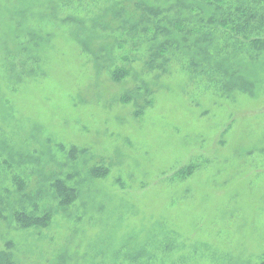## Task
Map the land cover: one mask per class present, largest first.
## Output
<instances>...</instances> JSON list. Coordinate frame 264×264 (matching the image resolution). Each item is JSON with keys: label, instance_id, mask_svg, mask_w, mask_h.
I'll use <instances>...</instances> for the list:
<instances>
[{"label": "rangeland", "instance_id": "374dc122", "mask_svg": "<svg viewBox=\"0 0 264 264\" xmlns=\"http://www.w3.org/2000/svg\"><path fill=\"white\" fill-rule=\"evenodd\" d=\"M127 1L0 0V252L263 264L264 52L230 31L254 0H133L159 14L135 33Z\"/></svg>", "mask_w": 264, "mask_h": 264}, {"label": "trees", "instance_id": "16d2710c", "mask_svg": "<svg viewBox=\"0 0 264 264\" xmlns=\"http://www.w3.org/2000/svg\"><path fill=\"white\" fill-rule=\"evenodd\" d=\"M125 4L129 5L127 8L128 15H126V21L130 27V30L135 33L138 31L141 23V19L144 15H150L153 17H158V11L154 8L153 10H148L146 6H139L133 3V0L125 2ZM151 9V8H149ZM239 16L238 20L243 19V23H239V25H234L231 28L230 22L232 18L229 20L221 21L220 25L222 27L229 26L230 31L233 33H244L246 34L247 38L249 39V45L253 48L256 55H260L264 52V38L261 36L264 35V0H254L253 2L244 6L243 10H238ZM210 23L214 21L212 18L209 19ZM56 188V187H55ZM62 188L64 191H61V197L67 199L69 201V196L67 195V191L63 188L62 185L58 183L57 189ZM59 191V189H58ZM49 215V214H47ZM45 215L44 218L47 216ZM1 217V214H0ZM17 220L22 224V226H26V224L31 223V220L28 218H24L21 215H17ZM0 264H15L11 258V255L6 252H0ZM264 264V263H263Z\"/></svg>", "mask_w": 264, "mask_h": 264}]
</instances>
